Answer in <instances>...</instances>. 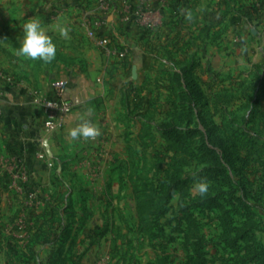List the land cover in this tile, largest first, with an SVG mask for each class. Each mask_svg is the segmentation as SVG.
Masks as SVG:
<instances>
[{"label":"crops","instance_id":"1","mask_svg":"<svg viewBox=\"0 0 264 264\" xmlns=\"http://www.w3.org/2000/svg\"><path fill=\"white\" fill-rule=\"evenodd\" d=\"M261 8L264 0H0V249L14 264L16 256L9 244H24L27 239L20 223L37 229L45 211L55 210L57 225L72 228L73 250L79 254L80 231L87 233L86 227L97 225L108 210L110 215L115 213L114 206L123 210L126 195L137 210L130 184L122 181L113 165L126 147L121 120L122 110H128L123 103L126 89L133 85L146 99H158L155 110H161L164 100H173L174 91L201 99L186 85L193 79H177L176 73L198 62L193 83L202 90L200 69L212 76V71L230 73L248 66L252 52L264 55ZM31 18L49 29L54 40L57 51L51 63L17 55L22 25ZM84 20L102 23L96 26L98 33L118 47H127V62L112 56L106 71L101 50L89 38ZM221 25L226 26L217 31ZM59 26L70 29L67 38L59 35ZM157 31L163 35L161 52L152 46ZM220 34L224 42L219 47L211 45L212 36ZM232 37L240 41L236 47ZM176 54L185 55L182 66L168 59ZM165 75L169 81L166 98L160 86ZM58 78L68 82L63 96L81 103L71 109L66 126L50 134L40 100L55 97L51 83ZM130 98L134 99L133 93ZM85 115L99 127L100 135L73 140L69 130ZM38 153L46 158L40 160ZM72 163L78 164L73 167ZM17 168L24 175L16 177ZM84 192L94 198L89 206L93 212L86 216L80 213L85 209L81 206ZM58 233L55 227L50 238ZM56 247L49 242L38 245L39 260L50 259ZM46 251L50 254L43 259Z\"/></svg>","mask_w":264,"mask_h":264},{"label":"rangeland","instance_id":"2","mask_svg":"<svg viewBox=\"0 0 264 264\" xmlns=\"http://www.w3.org/2000/svg\"><path fill=\"white\" fill-rule=\"evenodd\" d=\"M153 38L161 52L163 35L157 31ZM212 38L211 45L224 42L221 34ZM231 39L234 46L240 42ZM182 54L168 59L182 66ZM250 57L248 66L230 73L212 76L200 69L202 98L192 100L197 110H190L191 99L182 91L164 100L161 110H122L126 147L113 162L122 181L132 191L136 184L158 194L155 187L173 186V195L149 202L142 225L126 195L123 210L114 206L112 216L108 210L97 225L86 227L94 237L80 231L81 264H264V55ZM160 81L166 98L167 76ZM170 128L181 134L168 140ZM200 180L208 184L204 195L195 187ZM93 201L84 192L80 213H92ZM102 230L106 234L98 237ZM12 260L0 249V264Z\"/></svg>","mask_w":264,"mask_h":264},{"label":"trees","instance_id":"3","mask_svg":"<svg viewBox=\"0 0 264 264\" xmlns=\"http://www.w3.org/2000/svg\"><path fill=\"white\" fill-rule=\"evenodd\" d=\"M127 62V58L123 61V63ZM198 66V62L193 61L188 67L182 69V72L176 73L177 79H180L181 77H185V79L192 78L193 81H188L186 85L190 87L191 92L195 94V96L201 97V92L198 88V85L193 83L195 81L196 75H194V71L196 67ZM133 93L134 99L130 98V94ZM188 98H190L188 96ZM191 99V105H189L190 110L194 109V104L192 106V100ZM158 102V99L151 98L146 99L145 96H141L138 91H136L133 87V85H130L123 97V103L127 111L130 110H144V112H148L149 110H155V105ZM147 104V108H146ZM144 124H146L144 122ZM145 125L143 126L142 132H145ZM181 131L175 128H170L166 131L168 140L172 139L173 137H176L180 135ZM144 136V134L142 135ZM179 170V169H178ZM178 172V171H177ZM135 189L133 190L134 197L136 199L137 204V216L140 218V225L145 223V220L147 219L148 210H147V204L151 201L158 200L160 202H167L171 196L173 195V186H166L164 184H161L156 189H160L161 193H156V191H150V190H142L139 188L136 184H134ZM166 190L165 193L162 191ZM55 211V210H54ZM48 212L45 211L43 214L44 220L41 223V225L36 229L35 227H28L25 223V242L24 244H9L10 249L13 252V255L16 256V259L14 260L16 264H81L82 255L78 254L77 251L75 252L73 250L74 245V238L71 237L72 228L69 227L67 224L66 226H63V228L59 225H57V221L54 217V212ZM49 217V218H48ZM56 230L59 231L58 236L54 238H50L52 233H54ZM106 232V230H102L98 232V235H103ZM28 236V237H27ZM41 237V238H40ZM88 237H92L91 234H89ZM70 242L68 243V241ZM56 243L57 247L54 251L53 256L48 259L46 262H42L39 260V252H38V245H46L47 243Z\"/></svg>","mask_w":264,"mask_h":264},{"label":"built area","instance_id":"4","mask_svg":"<svg viewBox=\"0 0 264 264\" xmlns=\"http://www.w3.org/2000/svg\"><path fill=\"white\" fill-rule=\"evenodd\" d=\"M106 0H100V2L104 3ZM261 10V15L264 17V10ZM83 26L86 28L87 34L89 38L93 39L96 46L101 50L102 59L104 69L107 71L110 66V61L112 56H117L119 60L124 61L126 58L128 59L129 51L128 48L125 46L118 47L117 45L112 44V42L104 36L102 33H98L97 29L102 25L99 22H93L91 20H84ZM96 26L98 28H96ZM68 86V82L64 79H55L51 83V88L55 93V97L53 98H45L40 100V104L42 105L44 112H45V121L44 125L46 131L48 133H55L58 130L64 128L66 126L67 117L71 112V109L76 105L80 104L81 101L77 98H66L63 96L64 91ZM98 138H92L96 139ZM37 157L40 160L46 158L44 153H38ZM52 166V163H48ZM16 177H21L24 175L23 169L17 168ZM20 230H25L24 223L21 222L19 225Z\"/></svg>","mask_w":264,"mask_h":264},{"label":"clouds","instance_id":"5","mask_svg":"<svg viewBox=\"0 0 264 264\" xmlns=\"http://www.w3.org/2000/svg\"><path fill=\"white\" fill-rule=\"evenodd\" d=\"M22 27L23 38L17 49V55L26 59H38L44 63H51L56 57L57 50L52 36L48 34L49 29H46L35 18H31ZM58 31L60 36L67 38L70 29L67 26H59ZM68 134L73 140L89 139L100 135V129L85 115L75 127L69 130ZM195 187L200 195H204L208 190V184L204 180L197 182Z\"/></svg>","mask_w":264,"mask_h":264},{"label":"water","instance_id":"6","mask_svg":"<svg viewBox=\"0 0 264 264\" xmlns=\"http://www.w3.org/2000/svg\"><path fill=\"white\" fill-rule=\"evenodd\" d=\"M133 75L136 77V67L133 68Z\"/></svg>","mask_w":264,"mask_h":264}]
</instances>
